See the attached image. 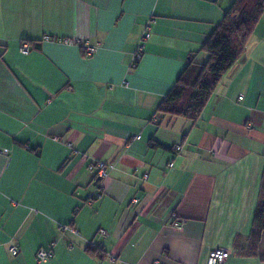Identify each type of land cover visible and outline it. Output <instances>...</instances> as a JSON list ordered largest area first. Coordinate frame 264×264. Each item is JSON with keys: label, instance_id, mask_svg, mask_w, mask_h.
Listing matches in <instances>:
<instances>
[{"label": "crops", "instance_id": "crops-1", "mask_svg": "<svg viewBox=\"0 0 264 264\" xmlns=\"http://www.w3.org/2000/svg\"><path fill=\"white\" fill-rule=\"evenodd\" d=\"M233 1L0 0V264H264V14L197 120L158 112Z\"/></svg>", "mask_w": 264, "mask_h": 264}, {"label": "trees", "instance_id": "trees-1", "mask_svg": "<svg viewBox=\"0 0 264 264\" xmlns=\"http://www.w3.org/2000/svg\"><path fill=\"white\" fill-rule=\"evenodd\" d=\"M264 14V0H234L222 21L202 46L205 64L189 63L163 99L158 112L195 121L221 78L245 52L246 45ZM175 148V147H174ZM264 240V169L260 199L253 216L248 242ZM95 252V251H94Z\"/></svg>", "mask_w": 264, "mask_h": 264}, {"label": "built area", "instance_id": "built-area-1", "mask_svg": "<svg viewBox=\"0 0 264 264\" xmlns=\"http://www.w3.org/2000/svg\"><path fill=\"white\" fill-rule=\"evenodd\" d=\"M150 30H151V27L148 26L146 33L143 35L142 41L140 42V44L138 46V49L136 52L137 58H139L141 56V52L144 48V42L146 40H148L151 36ZM43 41H45V42L53 41L56 43L67 45V46L78 47L87 56H93L98 51V47H94V46L90 45L88 41L81 40V39L52 38L51 36L46 35L43 37ZM21 52L23 54H28L29 53V45L24 43L21 47ZM137 139H140V137H137ZM174 150L177 154L180 153L181 146H179V145L175 146ZM173 165H174V163L171 162V163H169L168 167L171 168V167H173ZM89 170L91 172H93L94 174H96V176H98L100 179H104L108 175V169H107L106 165L103 163H100V162L90 165ZM173 225L176 228H181L182 223L179 221H175ZM98 234H99V236L103 237V236H106L107 233L105 230L100 229ZM10 252L13 256H17L18 255L17 246H12L10 248ZM51 257H52V253H51L50 249L41 248L36 254L37 264H42V263L48 261ZM229 257H230V254L228 251H226L224 249H215V250L210 252L208 259H207V264H226V261L229 259ZM111 261L114 262L115 260L112 258Z\"/></svg>", "mask_w": 264, "mask_h": 264}]
</instances>
